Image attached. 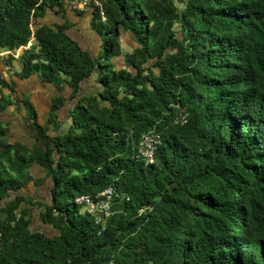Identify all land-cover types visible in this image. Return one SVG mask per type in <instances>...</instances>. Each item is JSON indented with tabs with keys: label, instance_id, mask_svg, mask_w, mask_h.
<instances>
[{
	"label": "trees",
	"instance_id": "trees-1",
	"mask_svg": "<svg viewBox=\"0 0 264 264\" xmlns=\"http://www.w3.org/2000/svg\"><path fill=\"white\" fill-rule=\"evenodd\" d=\"M101 1L95 57L65 25L35 27L63 0H0L7 62L32 41L17 75L71 88L47 124L23 100L37 144L7 140L0 119V264H264V0ZM123 32L136 43L125 53ZM93 74L102 88L82 94ZM6 87L0 72V114ZM148 132L161 136L153 164L138 153ZM33 163L51 178L48 201L18 192ZM111 185L102 225L76 197ZM31 205L56 233L31 227Z\"/></svg>",
	"mask_w": 264,
	"mask_h": 264
},
{
	"label": "crops",
	"instance_id": "crops-1",
	"mask_svg": "<svg viewBox=\"0 0 264 264\" xmlns=\"http://www.w3.org/2000/svg\"><path fill=\"white\" fill-rule=\"evenodd\" d=\"M64 4L62 8L53 7V8H47L45 13L38 17L35 20V27L41 26V25H49L52 27H58L61 25H65L66 32L73 37L75 40L78 41V43L85 49L89 50L93 56H98L102 53V46H103V35L101 26L97 23V19L94 16V8L89 7L86 10H75L68 6L67 1L63 0ZM32 41L29 43L31 45ZM27 47H20L14 54L15 58L12 61V63H8L7 59L5 57L6 53L9 51H5L3 49H0V53L4 54L3 61L0 59V63H2V71H0L3 75V77L6 78L5 74L11 76L14 79V82H16L15 85V93H20L22 97L15 99L16 104L20 106L21 113H16L13 109L12 102L10 103L11 106H7L4 110V114L2 115L7 116L5 119L0 118L1 120H4L6 122V125L9 127V131L14 128L16 130L14 137H9L7 133V137H9V141H20L27 145H33L39 143L36 139L35 133L33 129L30 127L28 120H27V111L23 105V95L24 93L27 94V98L34 104L38 111V118L41 123L47 124L48 118H49V112L51 108V100L57 96V95H64L67 97L71 93V88L67 85H63L61 88H59L54 83H48L43 82L41 79V76L39 73H34L30 75L27 78H21L17 75H13L12 72H20L18 67L16 66L17 63L21 65L22 63L19 59V55L23 51V48ZM5 72V74H3ZM10 82V79L8 80ZM9 93H12V90L9 87L4 88ZM13 91V92H14ZM72 103L71 101L66 103L65 106L59 111V124L62 126V124L69 125L71 123V118L69 116V109L71 107ZM43 111H47V113H43ZM45 119L47 120H43ZM9 118H16L15 120ZM18 119V120H17ZM56 123H54L55 125ZM52 127V126H51ZM67 127V126H66ZM51 129V128H50ZM23 131H26V134L29 132L28 137L24 135ZM19 135V136H18ZM30 171L33 175H36V179L39 177H43L45 174L43 171V168L37 164L34 163L30 167ZM31 183V182H30ZM30 183L26 184L30 185ZM21 187L20 189H24V187ZM21 194H24L20 190L18 191ZM25 195V194H24ZM28 198H32L34 200H38V198L25 195ZM33 223V220H32ZM43 223V222H42ZM44 224V223H43ZM48 225V224H45Z\"/></svg>",
	"mask_w": 264,
	"mask_h": 264
},
{
	"label": "rangeland",
	"instance_id": "rangeland-1",
	"mask_svg": "<svg viewBox=\"0 0 264 264\" xmlns=\"http://www.w3.org/2000/svg\"><path fill=\"white\" fill-rule=\"evenodd\" d=\"M178 5L180 8L183 7L182 3H178ZM97 23L101 26V29L103 30V32L106 33L107 32V26L105 24H102L101 21H99V20H97ZM121 41H122V50L124 53L131 51L133 49V47L136 45L132 35L130 33H127V32H123ZM102 53L104 54V46H102ZM3 57H4V54L0 53V59L2 61H3ZM116 60H117V63L119 66H124V55L123 54L118 56L116 58ZM101 61L103 63H105L106 59L102 58ZM16 66L18 67L19 70L21 69V65L19 63H17ZM2 67H3L2 63H0V71L3 72L2 69H4V68H2ZM17 73L18 72H12L13 75H17ZM3 74H5V72ZM5 75H6L5 77L8 78V80L10 79V82L15 87L16 82H14V79L7 74H5ZM101 88H102L101 85L96 80V75L93 74L90 78H88L87 80L82 82L81 93L82 94H91V93L97 92ZM7 90L3 89V92L5 93L4 103H6L8 107L13 105L14 111H16V113H21L20 106L18 104H16L15 99H16V97L20 99V97H22V96L20 95L19 92L14 94L15 91L14 92L12 91V93H9ZM69 95H67V97ZM23 98L24 99L27 98L26 93H24ZM10 100L12 102L11 105H10ZM73 101L74 100H71L72 104H73ZM68 103H69V101H68ZM2 113L4 114V110L1 112V114ZM43 113H47V111H43ZM1 114H0V118L5 119L7 117V116L4 117V115L1 116ZM10 119H12V118H9V121H10ZM15 119L16 118H13L12 120H15ZM43 120H47V119H45V117H44ZM51 126H52L51 132H55V129H56L55 126H57V125L54 126V123H52ZM66 126H68V125L62 124V126H60V128L64 130V129H66ZM15 132H16V130L14 128H12V130H10L8 133L9 137H14ZM23 133H24V135H26L28 137L29 132L26 134V131L25 132L23 131ZM9 137H7V140H9ZM30 167H29V169H30ZM36 175H38V174H36ZM36 175H34V179H32L31 181L28 182V183L31 182L30 185L25 186L24 189L22 188V189H20V191L23 192L25 195H30V196L36 197V198H38V200L48 201L50 198L49 197V190H50V186L52 183L51 178L43 179V177H41V178L39 177L38 179H36V177H38ZM13 193H15V192H13ZM42 208H43V206L31 205V212L33 213V223H32L31 227L35 230L45 231L47 234L53 235L54 233H56V230L51 225L43 224L40 217H39V210Z\"/></svg>",
	"mask_w": 264,
	"mask_h": 264
},
{
	"label": "built area",
	"instance_id": "built-area-1",
	"mask_svg": "<svg viewBox=\"0 0 264 264\" xmlns=\"http://www.w3.org/2000/svg\"><path fill=\"white\" fill-rule=\"evenodd\" d=\"M68 6L75 10H86L89 7L98 8L102 21L107 20L103 3L101 0H68ZM34 37H32L33 39ZM31 39V40H32ZM28 45V44H27ZM24 46V47H27ZM30 47V44L29 46ZM1 96V94H0ZM177 121L186 122V116L180 115ZM161 143V136L155 132L143 134L138 146L139 156L142 157L147 164L155 163V151ZM117 195V190L114 186H108L95 195L82 194L76 197V202L81 204L90 215L94 216L98 222L105 225L108 218L113 213V203Z\"/></svg>",
	"mask_w": 264,
	"mask_h": 264
}]
</instances>
